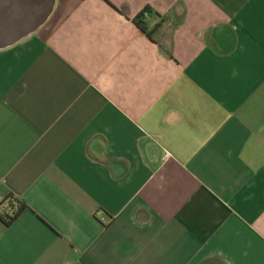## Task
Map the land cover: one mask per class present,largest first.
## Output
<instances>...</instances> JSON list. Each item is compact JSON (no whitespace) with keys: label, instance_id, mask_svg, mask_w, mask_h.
<instances>
[{"label":"crops","instance_id":"crops-1","mask_svg":"<svg viewBox=\"0 0 264 264\" xmlns=\"http://www.w3.org/2000/svg\"><path fill=\"white\" fill-rule=\"evenodd\" d=\"M10 196L0 264H264V0H53L0 50Z\"/></svg>","mask_w":264,"mask_h":264},{"label":"water","instance_id":"water-1","mask_svg":"<svg viewBox=\"0 0 264 264\" xmlns=\"http://www.w3.org/2000/svg\"><path fill=\"white\" fill-rule=\"evenodd\" d=\"M52 7L53 0H0V50L35 33Z\"/></svg>","mask_w":264,"mask_h":264},{"label":"trees","instance_id":"trees-1","mask_svg":"<svg viewBox=\"0 0 264 264\" xmlns=\"http://www.w3.org/2000/svg\"><path fill=\"white\" fill-rule=\"evenodd\" d=\"M144 13L149 15L150 11L148 9H145L134 19V23L136 27L142 33H145V28L143 27V22H142V20L144 19ZM8 199H9L8 206L10 207V213L6 214L3 212L0 214V219L4 222L5 225H10L17 218V216L22 211L25 210V205L20 201L12 198L11 196L8 197Z\"/></svg>","mask_w":264,"mask_h":264},{"label":"built area","instance_id":"built-area-1","mask_svg":"<svg viewBox=\"0 0 264 264\" xmlns=\"http://www.w3.org/2000/svg\"><path fill=\"white\" fill-rule=\"evenodd\" d=\"M148 17V14L144 13V18L146 19ZM9 212H7L6 214H8Z\"/></svg>","mask_w":264,"mask_h":264}]
</instances>
